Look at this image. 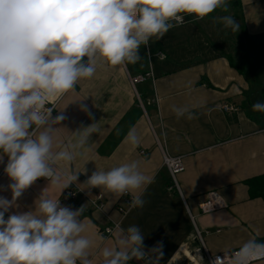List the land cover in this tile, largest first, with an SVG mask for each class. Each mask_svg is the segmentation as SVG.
<instances>
[{
	"label": "crops",
	"instance_id": "1",
	"mask_svg": "<svg viewBox=\"0 0 264 264\" xmlns=\"http://www.w3.org/2000/svg\"><path fill=\"white\" fill-rule=\"evenodd\" d=\"M228 5L227 13L218 9L203 20L173 27L160 40H151L148 47H141L142 59L134 65L98 68L91 79L78 82L75 91L58 101L52 115L63 114L65 119L55 126L54 151L72 141V132L80 127L96 123L98 128L82 155L70 165L59 166L61 171L80 173L76 185L82 193L66 204L73 209L85 205L81 220L87 226L84 235L93 240L89 249L93 264H103L102 248L116 244V230L108 237L99 232L100 225H110L112 220L124 229L139 226L146 250L161 243L159 264H204L206 250L213 256L238 249L253 236L264 240V197H251L247 183L264 175V113L252 110L254 103L264 102V0H237V4L228 0ZM225 14L237 20L239 31L225 29L215 20ZM161 52L166 58L159 57ZM140 73L152 77L134 88L130 77ZM226 102L239 105L241 111L225 112L221 105ZM173 106L188 107L195 118L178 119ZM133 128L139 137L135 147L125 141ZM141 149L146 153L141 154ZM164 153L183 158L180 190L173 187L163 165ZM6 161L7 156L0 163V196L11 200ZM132 161L152 182L143 190V208H129L123 216L118 207H127L132 194L116 196L89 189L83 182L96 169ZM48 183L38 179L5 218L34 210ZM213 190L225 198L227 206L202 213L199 204ZM61 193L56 186L46 189L55 199ZM99 194L105 203L103 211L91 202Z\"/></svg>",
	"mask_w": 264,
	"mask_h": 264
},
{
	"label": "clouds",
	"instance_id": "2",
	"mask_svg": "<svg viewBox=\"0 0 264 264\" xmlns=\"http://www.w3.org/2000/svg\"><path fill=\"white\" fill-rule=\"evenodd\" d=\"M228 8V0H0V163L7 156L4 172L12 194L11 200L0 196V264H93V240L84 235L87 226L81 220L85 205L62 206L46 189L56 186L62 192L78 184L80 173L59 166L82 155L98 128L96 123L80 127L72 132V141L54 151L55 126L65 119L63 114L53 117L56 103L98 68L138 63L141 47L182 25L186 15L203 20ZM215 20L239 31L232 15ZM159 57L166 58L163 52ZM81 110L88 112L86 105ZM252 110L264 113V102L254 103ZM172 111L178 119L195 118L188 107L173 106ZM125 141L133 147L139 144L134 128ZM40 178L49 183L34 210L6 219L18 198ZM151 182L132 161L96 169L83 183L116 196L132 194L130 207L143 208V190ZM115 236L116 244L101 250L103 264H159L162 244L146 250L139 226L117 225ZM258 261H264V242L253 236L237 250L215 256L211 264Z\"/></svg>",
	"mask_w": 264,
	"mask_h": 264
},
{
	"label": "built area",
	"instance_id": "3",
	"mask_svg": "<svg viewBox=\"0 0 264 264\" xmlns=\"http://www.w3.org/2000/svg\"><path fill=\"white\" fill-rule=\"evenodd\" d=\"M195 20L196 19H194L193 17L186 15L183 24L191 22V21H195ZM149 77H152L151 73H143V74L140 73V74L131 76L130 81H131L132 86L134 88H136V85L138 83L144 81L145 79H147ZM57 103H56V106H57ZM221 107L225 112L238 113L241 111V107L239 105H237L235 103H231V102L223 103L221 105ZM54 111H53V113H54ZM140 153L145 154L146 151L141 149ZM6 163H7V161H6ZM163 165L166 167V169L170 173L173 187L180 190L179 182H178V174L183 170V167H184L183 158L181 156H171V155L164 153ZM79 193H82V190L77 185L73 184L69 188L64 189L58 199H60V203L62 206H68L66 204V202L77 197V195ZM130 200H131V197L128 198L127 207H122V206L118 207V210L121 212V214L123 216L128 212L129 208H131L130 204H129ZM91 202H92V205L96 209L103 211L105 203L103 201V195L102 194H99L97 196V198L95 200H92ZM226 206H227V202L224 199V197L219 192H217L215 190L207 192V194L205 195V198L199 204V207H200V210L202 213H211V212H214L216 210L223 209ZM188 212L190 214L192 221H194V216L190 213L189 210H188ZM109 220H110V217H109ZM110 222H111L110 225H104V226L100 225V227H99V232L104 237H108L109 235H112L113 232L116 230L117 225H119L118 221L112 220ZM195 229H196V237L202 241L200 232L198 231V229L196 227H195ZM235 250H237V249H235ZM231 251H234V250H231ZM231 251H224V252H221L219 254H215L212 256L206 250L205 251V258H206L207 262L204 264H211V261L214 259L215 256H223V253L231 252Z\"/></svg>",
	"mask_w": 264,
	"mask_h": 264
},
{
	"label": "trees",
	"instance_id": "4",
	"mask_svg": "<svg viewBox=\"0 0 264 264\" xmlns=\"http://www.w3.org/2000/svg\"><path fill=\"white\" fill-rule=\"evenodd\" d=\"M234 4H237V0H231ZM247 183L250 186V196L257 197L263 196L264 197V175L256 176L247 180ZM264 242V240L262 241Z\"/></svg>",
	"mask_w": 264,
	"mask_h": 264
},
{
	"label": "rangeland",
	"instance_id": "5",
	"mask_svg": "<svg viewBox=\"0 0 264 264\" xmlns=\"http://www.w3.org/2000/svg\"><path fill=\"white\" fill-rule=\"evenodd\" d=\"M170 178H171V176H170ZM225 199V198H224Z\"/></svg>",
	"mask_w": 264,
	"mask_h": 264
},
{
	"label": "water",
	"instance_id": "6",
	"mask_svg": "<svg viewBox=\"0 0 264 264\" xmlns=\"http://www.w3.org/2000/svg\"><path fill=\"white\" fill-rule=\"evenodd\" d=\"M198 241V240H197Z\"/></svg>",
	"mask_w": 264,
	"mask_h": 264
}]
</instances>
